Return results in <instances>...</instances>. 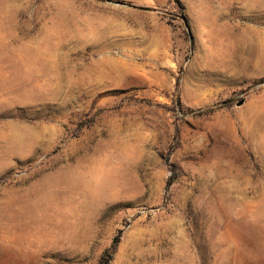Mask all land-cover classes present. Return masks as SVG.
<instances>
[{"label": "rangeland", "instance_id": "rangeland-1", "mask_svg": "<svg viewBox=\"0 0 264 264\" xmlns=\"http://www.w3.org/2000/svg\"><path fill=\"white\" fill-rule=\"evenodd\" d=\"M102 263L264 264V0H0V264Z\"/></svg>", "mask_w": 264, "mask_h": 264}, {"label": "bare ground", "instance_id": "bare-ground-1", "mask_svg": "<svg viewBox=\"0 0 264 264\" xmlns=\"http://www.w3.org/2000/svg\"><path fill=\"white\" fill-rule=\"evenodd\" d=\"M89 165V164H88ZM83 167V166H82ZM79 168V167H78ZM81 168V167H80ZM83 169V168H82ZM84 170V169H83ZM82 170V171H83ZM97 172L96 168H93L90 171H85L83 172H74L72 174H68L69 176L66 175V178L63 179L64 177H62V182L66 183V182H72L73 184H76L73 188H75L76 186H82L84 185L87 181H89ZM70 173V172H69ZM82 184V185H80Z\"/></svg>", "mask_w": 264, "mask_h": 264}, {"label": "trees", "instance_id": "trees-1", "mask_svg": "<svg viewBox=\"0 0 264 264\" xmlns=\"http://www.w3.org/2000/svg\"><path fill=\"white\" fill-rule=\"evenodd\" d=\"M102 264H104V263H102Z\"/></svg>", "mask_w": 264, "mask_h": 264}]
</instances>
